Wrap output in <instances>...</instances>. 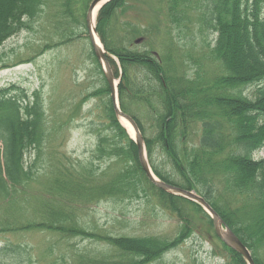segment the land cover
<instances>
[{"label":"trees","instance_id":"16d2710c","mask_svg":"<svg viewBox=\"0 0 264 264\" xmlns=\"http://www.w3.org/2000/svg\"><path fill=\"white\" fill-rule=\"evenodd\" d=\"M91 1L0 0V46L30 28V22L50 3L60 6L65 23L87 29ZM131 1L105 4L96 27L120 79L122 111L136 120L143 133L155 174L203 196L252 251L256 264H264L260 258L264 251V157L254 156L264 151V0H158L163 10L156 11L161 15L152 16L148 27L120 18ZM192 6L197 11L198 31L208 44V59L216 66V74L208 79L199 69L189 75L177 65V30H187L193 22L189 16ZM91 53L103 82L91 95L105 98L103 125L107 132H100L91 162L73 163L65 155L51 154L52 177L39 199L42 202H20L30 199L39 177L37 159L28 162L27 154L43 151L59 131L48 126L41 91L30 93L17 83L0 88V209L6 211L0 218V233L50 234V264L67 262L63 252L54 257L56 249L62 251L56 242L74 238L102 242L108 251L95 256L74 254L72 264H151L194 233L203 232L200 224L204 223L219 242L226 264H248L217 236L211 217L199 204L149 180L135 141L116 116L99 60L93 50ZM252 85L256 90L249 95L246 92ZM158 153L166 162L157 163ZM223 196L240 200L242 205L218 202ZM111 198L156 200L179 219V231L169 238L114 236L88 229L79 214L93 203ZM29 206L33 212L28 219L16 217L15 209L27 212ZM4 260L23 264L32 261V256L23 244L7 242L0 247V264Z\"/></svg>","mask_w":264,"mask_h":264},{"label":"rangeland","instance_id":"374dc122","mask_svg":"<svg viewBox=\"0 0 264 264\" xmlns=\"http://www.w3.org/2000/svg\"><path fill=\"white\" fill-rule=\"evenodd\" d=\"M161 7L163 10V5L160 6L158 0H132L127 13L120 18L127 17L135 24L148 27L153 22L152 16L161 15L156 13ZM61 10L60 6L50 3L41 16L30 22V28L13 35L0 46V88L17 83L30 93L41 91L50 120L48 126L59 131L57 137L49 139L43 151L34 150L32 154H27L28 162L33 161V158L37 159L39 177L32 185L28 195L30 199L20 202H42L39 199L42 198L48 178L52 177V155H65L73 163L91 162L100 132H107L103 125L105 98L91 95L100 89L103 82L92 57V43L87 29L77 23H65ZM77 16L81 19L80 12ZM189 16L193 22L188 24V29L180 33L177 30V36L180 34L177 37V65L181 64L179 70L189 75L199 69L208 79L216 74V66L208 59V44L198 31L197 11L194 12L193 6L190 7ZM159 18L165 27V20H162V16ZM149 40L147 39L148 43ZM255 90L256 86L252 85L246 93L250 95ZM144 120L149 124L146 117ZM254 156L264 157V151L257 152ZM156 161L160 164L166 162L161 153L156 155ZM217 200H229L231 207L242 205L240 200L236 202L229 196ZM0 202L3 201L0 199ZM155 202L157 201L145 198L104 199L90 205L79 217L88 229L114 236L174 237L179 231V219ZM190 209L193 214L201 216L191 207ZM15 211L18 215L16 217L26 220L31 216L33 208L29 206L27 212H20L19 209ZM5 214V209H0V218ZM200 227L203 232L194 233L178 248L151 264H226V256L221 253L219 242L209 234V225L201 223ZM51 241L52 236L44 232L16 235L0 233V247L7 242H14L23 244L30 250L32 261L23 264H50V260H53L52 254L48 252ZM56 246H61L62 251L56 249L54 257L63 252L68 259L65 264H72L71 257L74 254L95 256L108 251L104 243L82 238L58 241ZM260 258L264 260V251ZM3 264L15 263L4 260Z\"/></svg>","mask_w":264,"mask_h":264},{"label":"water","instance_id":"95a60500","mask_svg":"<svg viewBox=\"0 0 264 264\" xmlns=\"http://www.w3.org/2000/svg\"><path fill=\"white\" fill-rule=\"evenodd\" d=\"M111 0H93L88 8L87 15H86V21H87V28H88V35L90 37L93 50L95 52L96 57L98 58L101 67L104 72V76L108 82V85L111 90V97L113 101V106L115 109V113L120 121H127L131 124L135 131V136H132L134 141L136 142L137 148H138V154H139V160L141 163V166L143 170L145 171L147 177L149 180H151L156 186H158L160 189L171 193L173 195L184 197L188 200H191L193 202H196L199 204L212 218L214 230L218 237L226 243V245L238 253H240L246 262L248 264H256L254 257L250 251V249L242 242V240L239 238V236L231 229L223 220V218L220 216V214L211 206V204L201 195L197 194L193 190H187L184 188H181L179 186L169 184L161 179H159L155 173L153 172V169L151 167V164L149 162L147 148L145 139L143 137V134L135 121V119L130 116L129 114L122 111L119 101V91H118V85L119 80L116 79L113 68L111 66V63L108 59V52L101 40L102 46L98 45L93 37V31H92V21L93 16L96 10H99ZM97 19V18H96ZM94 31L97 33L96 30V23L94 24ZM140 41V40H138Z\"/></svg>","mask_w":264,"mask_h":264},{"label":"bare ground","instance_id":"6f19581e","mask_svg":"<svg viewBox=\"0 0 264 264\" xmlns=\"http://www.w3.org/2000/svg\"><path fill=\"white\" fill-rule=\"evenodd\" d=\"M97 15H98V10L95 11L94 16H93L92 31H93V37H94L95 42L98 45H101L102 46V43H101V40H100L98 34L94 31V24L96 23ZM123 123L127 127V129L130 131V133L132 134V136H135V131H134L133 127L131 126V124L129 122H127V121H123Z\"/></svg>","mask_w":264,"mask_h":264}]
</instances>
